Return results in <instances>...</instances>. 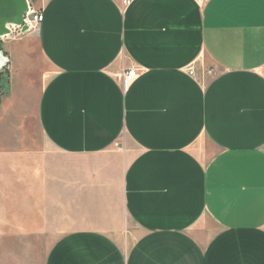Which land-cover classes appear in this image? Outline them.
Here are the masks:
<instances>
[{
  "label": "crops",
  "instance_id": "obj_1",
  "mask_svg": "<svg viewBox=\"0 0 264 264\" xmlns=\"http://www.w3.org/2000/svg\"><path fill=\"white\" fill-rule=\"evenodd\" d=\"M30 8L0 37V264L32 229L45 264H264V0Z\"/></svg>",
  "mask_w": 264,
  "mask_h": 264
},
{
  "label": "rangeland",
  "instance_id": "obj_2",
  "mask_svg": "<svg viewBox=\"0 0 264 264\" xmlns=\"http://www.w3.org/2000/svg\"><path fill=\"white\" fill-rule=\"evenodd\" d=\"M36 0H29L32 8L35 7ZM30 6V7H31ZM22 28L17 26H10L11 35L7 36V40H13L14 38H19L25 33L22 32ZM29 30H34V27L29 28ZM14 39V40H15ZM127 227L123 232L115 235L117 239L125 246H130L136 239L140 236V230L134 226L133 222H127ZM214 231L213 223L205 218L204 224L199 230V238L206 240L211 232ZM46 229H35L29 230L28 235L25 240H22L21 245H16L14 247V257L15 260L7 261V264H45V259L48 254L52 243L59 238L51 233H47Z\"/></svg>",
  "mask_w": 264,
  "mask_h": 264
},
{
  "label": "water",
  "instance_id": "obj_3",
  "mask_svg": "<svg viewBox=\"0 0 264 264\" xmlns=\"http://www.w3.org/2000/svg\"><path fill=\"white\" fill-rule=\"evenodd\" d=\"M30 8L29 0H0V37L11 34L10 26L22 28L25 32V15Z\"/></svg>",
  "mask_w": 264,
  "mask_h": 264
},
{
  "label": "built area",
  "instance_id": "obj_4",
  "mask_svg": "<svg viewBox=\"0 0 264 264\" xmlns=\"http://www.w3.org/2000/svg\"><path fill=\"white\" fill-rule=\"evenodd\" d=\"M134 1L135 0H125V4L129 5ZM43 19L44 17L42 14L36 11H32L30 14H28V16H25V24L29 28L35 27L37 24L41 23ZM189 73L194 74L192 69L189 70ZM212 73L214 75L216 74V72L213 71ZM139 76H140L139 68L136 67L129 68L121 74L120 81L124 92H128L131 89V87L133 86L135 81L139 78Z\"/></svg>",
  "mask_w": 264,
  "mask_h": 264
},
{
  "label": "trees",
  "instance_id": "obj_5",
  "mask_svg": "<svg viewBox=\"0 0 264 264\" xmlns=\"http://www.w3.org/2000/svg\"><path fill=\"white\" fill-rule=\"evenodd\" d=\"M10 90V74L8 67L0 71V99L7 95Z\"/></svg>",
  "mask_w": 264,
  "mask_h": 264
},
{
  "label": "bare ground",
  "instance_id": "obj_6",
  "mask_svg": "<svg viewBox=\"0 0 264 264\" xmlns=\"http://www.w3.org/2000/svg\"><path fill=\"white\" fill-rule=\"evenodd\" d=\"M31 12H32V9L29 8V11H28V13L25 16H28V14H30Z\"/></svg>",
  "mask_w": 264,
  "mask_h": 264
}]
</instances>
